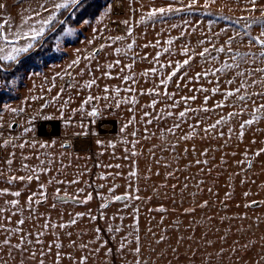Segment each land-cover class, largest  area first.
Listing matches in <instances>:
<instances>
[{"label":"snow or ice","instance_id":"snow-or-ice-1","mask_svg":"<svg viewBox=\"0 0 264 264\" xmlns=\"http://www.w3.org/2000/svg\"><path fill=\"white\" fill-rule=\"evenodd\" d=\"M120 8L123 10V0H119ZM215 2V0H212ZM97 3V0H15L13 5H9L7 0L0 3V70L4 66L10 64H20L23 58L30 57L36 44L41 41L46 32H51L56 25L65 26L73 18H76L80 27L90 25L92 20L102 21L107 16L111 18L112 15H117L115 5L117 0H109L96 11L93 15L89 10ZM244 11L248 13L246 16H241L240 21H244V34L241 37H247V44L249 51L233 52L231 49V41L234 37H230L228 44V51L230 53L229 60L231 62H223L222 67H214L217 56L212 53L208 47H202L201 50L196 51L192 49L189 42H184L177 45L179 55L182 59L173 60L176 54L173 52L172 46L176 43L173 39H167L164 44L167 47H162L161 41L156 39L154 42L147 41L143 44V48L149 47L160 49L157 51L149 63L152 67L145 69L140 75L144 78L154 77L158 82H153L151 88L137 89L135 85L138 83L136 74L133 72L136 64V57L131 56L128 59L129 63H125L121 58L122 49L114 48L113 45L117 41H124L129 39L125 45L127 51H134V46H137V39L134 37V30L136 24L154 27L158 23H167L168 19L175 13H181L186 10L193 9L199 4V0H189L188 3H182V0H168L167 6L153 7L146 14H141L139 21L133 19V15L137 11L131 9L133 15L119 21L113 20L117 26L124 25L123 34L112 38V44H100L98 48L88 51L87 54L80 55V49H76L78 53L75 58L67 64L62 72H57L50 79L51 87L48 91L51 92L53 88L57 91L51 98L49 103L60 101L57 112L58 118L63 122L66 128L80 129L74 131L72 134L76 137H94L95 145L102 148H115L116 144L113 142L116 135L121 138V142L125 145L131 144L133 148L139 143L135 139L137 131L128 130L134 128L137 123H146V125L153 124V121H161L171 119L172 125L167 128V132L175 136L177 130L182 129L183 125H187L188 130L177 136L178 141H190L196 136L201 139H206L211 136L212 139H222L223 144L220 148L231 147L229 143L233 137L236 139V147L239 148L241 144L244 147L241 151H231L230 155L234 160L237 171L233 172L232 176L243 175L244 178L240 180L241 184L246 182V178L253 169L259 167L264 171V138L257 139V134L264 137V6L260 5V0H244ZM180 4L176 7L174 5ZM131 8V4H129ZM204 8L209 7L205 2ZM16 9L17 24L13 27V17L11 16V9ZM71 10V11H69ZM259 11V15L256 13ZM68 15L65 17L64 13ZM88 13L87 16L83 15ZM47 14V15H45ZM60 14V18L58 15ZM148 22H151L149 25ZM185 23H188L185 21ZM253 26H259L260 31L258 35H252L248 29ZM172 28H177L178 25L172 24ZM75 27H61L60 32L64 36H72L76 32ZM94 31L99 32V29ZM143 34L146 37L144 28L140 29L137 37ZM186 33L181 31L176 40H181ZM160 35V33H157ZM239 35V34H238ZM57 40V49L60 50V41L58 37H53ZM95 40L87 41L92 44ZM23 42V43H22ZM201 45L205 41L199 42ZM208 43H211L209 41ZM258 46L257 51H251L253 47ZM105 48L112 49L116 58L105 60L101 63V53ZM215 48V45H213ZM127 51L123 55H127ZM217 53H224L225 48H215ZM166 56L167 61L161 60V56ZM199 57L203 64L197 62L196 66L200 67V71L192 72L194 67L193 62ZM142 60H148L147 54L141 57ZM116 70L115 73L113 70ZM40 75V73H35ZM218 75H224L225 79L221 80ZM209 76L215 79L208 82L213 86L209 88L201 85L199 88L188 87L189 84L199 83L201 80H207ZM235 76L236 79L232 77ZM63 82L59 87L56 80ZM118 80L119 84L113 86L104 81ZM188 87V92L191 95L182 94V85ZM169 84H174L175 91H169ZM123 85V87H121ZM227 85V87H224ZM93 89L98 90L94 92ZM123 93V95H122ZM197 93L203 94L202 102L199 106L193 107V102L197 100ZM81 95L80 103L77 107L71 109L68 117L65 119L64 110L73 99V95ZM63 95H67V99H61ZM139 96H150L151 101L147 104L141 105ZM177 96L179 98H177ZM219 97V99H214ZM41 99H43L41 97ZM212 104L209 105V101ZM2 103V101H0ZM163 104L162 108L158 109V105ZM47 105H41V109ZM126 107V112L129 114L126 117L120 116V110ZM140 108L151 109V111H143L139 120H137V110ZM13 113L23 112L24 108H11L5 106ZM80 114V119L74 122L76 114ZM213 113L216 119L212 123H208L204 116L201 115ZM247 113V116H245ZM240 118L239 120L237 118ZM43 121H51L56 117L51 115H43L39 117ZM85 118H88V123H85ZM114 118L120 121L116 135L112 140H106L101 137L100 132L93 127L91 131L89 126H95L98 122L106 121ZM194 118V122L192 121ZM36 117L26 121V126L23 127L19 134H16L18 125L14 121H6L4 116L0 114V264H46L48 259H51V264H62L66 258L71 264H89V259L93 256H99L103 252V264H148L145 259V254H155L161 259L166 260V264H224L225 259L228 264H264V232H259V225L264 224V217H257L247 227L241 223L239 226H234L235 220H248L247 215L234 214L232 216H222L219 220V225H222L224 230L214 226L216 224L214 216H206L205 223L208 225L204 231L200 232L197 237L195 235L198 228H192L191 224H195V214L198 209H207L210 207L209 200L197 202L195 205L188 208H183L180 212L183 216H193L194 219L190 222L189 228L185 229L187 235L181 233V221L179 216L176 220L171 222L172 229L178 233L173 243L172 237L169 234V227L164 226L166 215L169 211L163 204L153 211L161 214L159 221L160 234L157 235L152 227L146 230V236L150 234L151 240L149 246L146 247L138 234L139 218L135 213L139 212V208L133 210L134 225L132 232L123 233V216L114 214L112 217H107L105 209L109 208L110 204L115 201L139 200V195H133L126 192L123 195H115L107 202L100 192L96 191V196L101 200L97 214H93L89 209L85 213H76L68 223L54 224L51 217L45 216L43 213H37V207L46 203L49 200V193L45 183L40 182L42 175H48L52 171L51 165L53 159L46 153L32 155H25L24 150L31 148L34 150L46 149L53 147V143L41 142L37 137L38 131L36 124ZM235 123V127H233ZM108 125H105L107 127ZM227 128V131H224ZM199 130V131H198ZM251 133L252 137L245 143L246 134ZM31 134V135H29ZM126 136H131L134 139L129 141ZM145 139H148L147 128H145ZM71 143L63 142L61 147L69 148ZM173 151L176 150L177 144H171ZM220 148L215 149L219 151ZM19 151V155L17 154ZM124 159L129 156H135L136 152L125 148ZM196 153V147H185L182 153L174 156L177 164L180 162V156H187L189 152ZM101 155L103 153H100ZM209 149L204 148L198 154L194 161H189L183 168L176 167L167 171L164 179L177 177V173L186 171L193 166H201L200 171L207 168L210 174L212 168L209 166V159H200L199 157H207ZM114 155V153H113ZM225 155H228L226 153ZM44 158H41V157ZM239 156V159L236 157ZM38 162V163H37ZM160 161L157 160V164ZM221 164H228V160L224 156L220 159ZM97 167L102 165L97 164ZM61 167H65L61 164ZM104 167H113L107 165ZM120 168L121 165H114ZM165 169L170 168L168 163H164ZM59 171V169H57ZM151 171V169H148ZM23 173V174H20ZM157 176L159 172L155 173ZM78 175H84L83 172ZM119 175V173H117ZM129 177H136L137 172L132 170L128 173ZM106 175H100L97 179L106 180ZM192 177H185V182L180 187V193L183 195L184 191L188 189L189 185L186 182ZM231 179V176L229 177ZM33 181L37 182L36 190H32L30 185ZM80 179L73 178L71 180L58 179L50 177L47 184H80ZM255 184V180H251ZM206 183L201 179L197 181L196 187L200 189L201 185ZM88 187H93L88 184ZM103 188L104 185H99ZM116 185L109 189V192H115ZM162 188H168L167 184H162ZM178 185L171 184L173 190V201L175 200V190ZM264 188V185H261ZM129 188H131V181L129 180ZM203 190V189H200ZM207 192L213 193V188L208 187ZM134 192H139L136 188ZM167 193H165L166 195ZM233 193L226 191L224 193L225 199L221 201L223 208L227 209V201L232 198ZM251 194L248 191L243 193L245 198ZM195 199V194H192ZM55 202L51 207L56 208L57 203H67L71 201L73 204H88L93 199L92 192H85L84 188H77L75 193L69 195L65 190L61 195V189L56 188L52 195ZM260 201L251 200L246 202L244 208H259ZM180 205H183L181 200ZM125 203V207H127ZM239 207V205H237ZM174 211H180L179 208H174ZM88 217L90 221L95 223L99 220H119L121 223H108L103 228L96 224L93 228L94 238L87 243L72 240V233H66L69 238V244L78 249L82 254L75 257L70 252H65V244L60 239V234H55V239L51 242L45 243L43 239L49 229H65L77 223V220ZM43 220L37 229L36 221ZM29 221H32V227H26ZM129 236L132 239H129ZM216 236V239H212ZM154 245L152 246V242ZM94 245V247H90ZM149 247L151 249L149 253ZM183 249V251H182ZM131 256L130 261L128 257Z\"/></svg>","mask_w":264,"mask_h":264},{"label":"rangeland","instance_id":"rangeland-1","mask_svg":"<svg viewBox=\"0 0 264 264\" xmlns=\"http://www.w3.org/2000/svg\"><path fill=\"white\" fill-rule=\"evenodd\" d=\"M4 0H0V3ZM15 0H7L9 5H13ZM109 2V0H97V3L89 11L95 15L96 11L99 10L104 3ZM189 0H182V3H188ZM207 2L209 7L204 8L203 5ZM168 0H123V13L120 15H112L111 18L105 16L102 21L92 20L90 25L80 27L77 23L76 18H73L67 25L61 26L56 25L51 32H46L45 37L36 44V47L33 49L30 57L23 58L22 63L20 64H10L4 66L0 70V114L4 116L6 121H14L18 127L16 128V134H19L23 127L26 126V121L36 117V124L38 131L36 137L41 142L53 143L54 146L46 149L34 150L31 148H26L24 150L25 155H32L35 159L33 153L36 154L46 153L52 159L53 163L51 165L52 171L48 175H42L40 178L41 183H45L49 193V200L37 207V213H43L45 216L51 217V221L54 224L59 223H68L72 218L76 216V213H85L89 209L92 210L93 214H97V209L101 203V200L97 198L96 191L98 190L101 195L104 196L105 202L111 199L115 195H123L126 192H129L133 195H139L141 199L139 200H129L124 201H115L112 202L109 208L105 209L107 217H112L114 214L123 216L124 220L122 224L124 226L123 233L127 234L133 231L131 226L134 225L133 210L139 208V212L135 213L139 218L138 234L141 237L142 242L146 247L149 246V241L151 240L150 234L146 236V230L148 227H152L153 231L160 234V225L159 221L161 219V214L153 211L163 204L166 208L169 209L164 221V226L169 227V234L172 237L173 243L175 238L178 235L172 227L171 222L176 220L179 216L181 221V233L187 235L188 232H185V229H189L190 222L193 221V216H183L180 214L183 208H188L195 205L197 202H203L204 200H209L210 207L207 209H198L195 214V224H191L192 228H198L195 235L198 237L201 231H204L207 228L205 223L206 216H214L216 224L221 228V231L224 230L222 225H219V220L222 216H232L234 214L247 215L250 217L248 220L233 221L234 226H239L241 223L247 227L252 221H254L258 216L264 217V188L261 185H264V171H261L259 167L253 169L251 173L248 174L246 182L244 184L240 183V180L243 175L232 176L231 174L237 171L234 164V160L231 157V151H241L244 147V144H241L239 148L236 147V139L233 137L232 141L229 143L231 147L220 148V145L223 144L222 139H212L209 136L206 139H201L200 136H196L193 140L190 141H178L177 136L181 135L183 132L188 130L187 125H183L182 129L177 130L176 135L173 136L167 132V128L171 127L172 120H161L159 122L153 121V124L146 125V123H137L134 128H130L128 131H137V136L135 137L139 143L132 147L131 144H123L121 138L116 135L117 129L120 125V121H117L114 118H110L103 122H98L95 126L90 125L89 130L94 127L95 130L100 132L101 137L106 140H112L113 136L116 135L113 142L116 144L115 148H102L94 143V137H76L72 133L74 131H79L80 129L66 128L63 122L58 118L59 113L57 108L59 107L60 101L55 103H49L51 98L55 95L57 89L53 88L51 92L48 91V88L51 87L50 79L57 72H62L66 68L67 64L71 59L75 58L78 54L76 49H80V55L87 54L88 51H91L94 48H98L100 44H112L114 38L117 35L123 34L124 25L120 24L117 26L116 23H113V20L119 21L121 19L128 18L129 15H133L131 9H136L137 11L133 15L135 21H139L141 14H146L153 7H162L167 6ZM131 4V8L129 7ZM260 5L264 6V0H260ZM176 7L181 6L180 4L174 5ZM244 0H199L197 7L186 10L181 13L172 14L168 19L167 23H158L154 27L145 26L141 24H136L134 30V37L137 39V46H134V51H127L125 45L129 42V39L124 41H117L113 45L114 48L122 49L121 58L125 63H129L128 59L131 56L136 57V64L134 65L133 72L136 74L138 83L135 85L137 89H148L151 88L153 82H158L154 77L144 78L140 75L145 69L152 67L149 61L155 55L157 51H162V47H167L164 44V41L167 39H173L176 43L172 46L173 52L176 53L173 56V60L182 59L179 55V49L177 45L184 42H189V45L192 49L199 51L202 47H208L214 55L217 56V61L214 67H222L223 62L229 60L230 53L228 51V44L230 37H234L231 41V49L233 52H245L249 51L247 44V37H241L244 34V21H240L241 16L248 15L244 11L245 8ZM71 11V10H69ZM11 16L13 17V27L17 24L16 19V9H11ZM47 15V14H45ZM60 18V14H57ZM67 12L64 13L66 17ZM83 15L87 16L88 13ZM259 15V11L256 13ZM187 21L188 23H185ZM149 25L151 22H148ZM178 25L177 28H172L171 25ZM61 27H75L77 30L72 36H64L60 32ZM144 28V32L147 34L146 37L141 34L137 37V33L140 32V29ZM99 29V32L94 31ZM181 31H184L186 34L182 37L181 40H176L180 36ZM252 35H258L260 28L259 26H253L248 29ZM160 33V35H157ZM239 34V35H238ZM53 37H58L60 43V50L57 49V40ZM95 37V40L92 44H88L87 41L92 40ZM156 39L161 41L162 47L160 49H155L149 47L147 49L143 48V44L147 41L154 42ZM203 40L205 43L201 45L199 42ZM211 41V43H208ZM23 43V42H22ZM224 47V53H217L215 48ZM258 46L253 47L251 51H257ZM127 51V55H123ZM147 54L148 60H142L141 57ZM101 63L105 60L115 59L116 56L112 49L105 48L101 53ZM161 60L166 62L167 57L161 56ZM197 62L203 64V61L199 57L193 62L194 67L192 72L200 71V67L196 66ZM115 69L113 72L115 73ZM35 73H40V75H35ZM9 76V80L8 77ZM218 78L221 80L225 79L224 75H218ZM236 79L235 76L232 77ZM215 79L212 76H209L207 80H201L199 83L189 84L188 87L199 88L201 85L205 88H211L213 85L208 81ZM113 86L119 84L118 80L104 81ZM56 84L59 87L63 84L59 79L56 80ZM123 87V85H121ZM182 94L191 95L188 92V87H184L183 83ZM227 87V85H224ZM94 92L98 90L93 89ZM169 91H175L174 84H169ZM123 95V93H122ZM41 97L43 99H41ZM197 100L193 102V107H197L201 104L203 99V94L197 93ZM67 95L62 96L63 99H67ZM141 105L147 104L151 101L152 97L150 96H139L137 97ZM177 98H179L177 96ZM214 99H219L216 97ZM81 95H73V99L69 106L64 110L65 119L68 117L71 109L77 107L80 103ZM212 104V101H209V105ZM41 105H47L41 109ZM11 108H24L23 112L13 113L8 110L7 107ZM164 105H158V109L162 108ZM126 107L124 106L120 110V116L126 117L129 115L126 112ZM143 111H151V109L140 108L138 106L137 110V120H139ZM43 115H51L54 118L51 121H43L39 117ZM208 123L214 122L217 118L215 114L208 113L203 114ZM247 116V113H245ZM80 119V114L77 113L74 117V122ZM240 119L239 117L237 118ZM194 122V118L192 121ZM85 123H88V118H85ZM42 124H52L57 126V130L54 133L42 134L40 132V126ZM107 124L108 126L103 128V125ZM235 127V123L232 125ZM264 126V125H262ZM145 128H147L148 139L144 138ZM199 131V130H198ZM224 131H227V128H224ZM31 135V134H29ZM252 137L251 133L246 134L245 143ZM80 138L85 139L87 142L86 148H78L76 146V141ZM126 139L129 141L134 138L131 136H126ZM257 139H261L259 134H257ZM67 142L71 143V147L63 148L61 143ZM171 144H177L175 151L170 147ZM196 147V153L193 154L191 151L187 156H180V162L177 164L174 156L178 153H182L183 148L192 146ZM125 148H128L131 151H135V156H129L128 159H124ZM204 148L209 149V154L207 157H199L200 159H209L210 167L212 168L211 173L209 174L207 168H204V171H200L201 166H193L188 168L186 171H181L177 173V178L172 177L168 180L164 179V176L167 171L172 170V168L180 167L188 163L189 161H194L201 150ZM220 148L219 151L215 149ZM100 153H103L102 155ZM114 153V155H113ZM228 153V155H225ZM20 154L19 151L17 153ZM224 156L228 160V164H221L220 159ZM41 158H44L43 156ZM240 157L237 156L236 159ZM157 160L160 161L157 164ZM38 163V162H37ZM164 163H168L170 168L165 169L163 167ZM63 164L65 167H61ZM100 164L101 167L96 165ZM121 165L120 168L114 167V165ZM107 165H113V167H104ZM59 169V171H57ZM151 169V171H148ZM132 170L137 172L136 177H129L128 173ZM83 172L84 175L80 176L79 173ZM159 172L160 175L157 176L155 173ZM119 173V175H117ZM23 174V173H20ZM100 175H106L108 178L106 180L97 179ZM192 177L186 182L189 187L184 191L183 195L180 193L179 185H182L185 182V177ZM231 176V179L229 178ZM50 177H56L58 179L71 180L73 178L80 179V184H47V180ZM205 180L206 183L200 186V190L196 187L197 181ZM129 180L131 181V188H129ZM255 180L256 183L253 184L250 181ZM176 183L178 185L175 190V200L173 197V190L171 189V184ZM88 184H91L93 187L89 188ZM162 184H167L168 188H162ZM99 185H104L103 188H99ZM116 185L115 192L110 193L109 189ZM3 187V185H0ZM32 190H36L37 182L33 181L30 185ZM212 187L213 193L207 192V188ZM56 188L61 189V195L64 194L66 190L69 195L75 193L77 188H84L85 192H92L93 199L88 204H73L71 201L67 203H57L56 208H52L51 205L55 202L52 198L53 193ZM138 188L139 192H134L133 190ZM226 191H231L233 193L232 198L227 201V209L225 210L221 204V201L225 199L224 193ZM248 191L251 195L247 198L243 196V193ZM165 193H167L165 195ZM195 194V199H193L192 194ZM181 200H183V205H180ZM251 200H257L262 202L259 208H244L243 205ZM127 203V207H125ZM239 205V207L237 206ZM174 208H179L180 211H174ZM32 221H29L26 227H32ZM43 223V220H37L36 225L39 229L40 224ZM112 223L117 224L121 223L119 220H97L95 223L90 221L87 216L82 219L77 220V223L69 228L61 229H49L46 235L44 236L45 243L51 242L55 239V234H60V239L65 244V252L72 253L75 257H79L82 253L73 248L69 244V238L66 233L71 232V239L77 241L79 244L81 241L84 243L89 242L94 238L93 228L96 224H99L103 228L106 224ZM264 232V224L259 225V232ZM212 239H216V236H212ZM129 239H132L129 236ZM154 245V241L152 242ZM94 247V245H90ZM151 249L149 247V253ZM183 251V249H182ZM103 252L99 256H93L89 259V264H103ZM128 259L131 261L132 257L129 256ZM145 259L148 260V264H166V260L161 259L155 254L149 255L145 254ZM35 264V262H33ZM46 264H51V259H48ZM62 264H71L68 259H64ZM224 264H228V260L225 259Z\"/></svg>","mask_w":264,"mask_h":264},{"label":"bare ground","instance_id":"bare-ground-1","mask_svg":"<svg viewBox=\"0 0 264 264\" xmlns=\"http://www.w3.org/2000/svg\"><path fill=\"white\" fill-rule=\"evenodd\" d=\"M116 7H117V9H120V11H119L120 13L123 12V10H121V8H120V2H119V0H117ZM105 125H107V124H104L103 125V128H105ZM56 130H57V126L52 125V124H42L40 126V132L42 134L54 133V132H56ZM76 146L78 148H81V149L82 148H86L87 147V142H86L85 139L80 138L79 140L76 141Z\"/></svg>","mask_w":264,"mask_h":264},{"label":"built area","instance_id":"built-area-1","mask_svg":"<svg viewBox=\"0 0 264 264\" xmlns=\"http://www.w3.org/2000/svg\"><path fill=\"white\" fill-rule=\"evenodd\" d=\"M115 8H116V12L118 13L117 15H120V14H122V13H120L119 11H120V9H117V7H116V5H115Z\"/></svg>","mask_w":264,"mask_h":264},{"label":"trees","instance_id":"trees-1","mask_svg":"<svg viewBox=\"0 0 264 264\" xmlns=\"http://www.w3.org/2000/svg\"><path fill=\"white\" fill-rule=\"evenodd\" d=\"M7 77H8V79H7V80H9V78H10V77H9V76H7Z\"/></svg>","mask_w":264,"mask_h":264}]
</instances>
